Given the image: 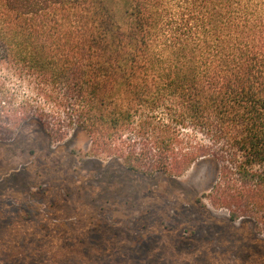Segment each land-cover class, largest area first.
Listing matches in <instances>:
<instances>
[{
	"label": "trees",
	"instance_id": "16d2710c",
	"mask_svg": "<svg viewBox=\"0 0 264 264\" xmlns=\"http://www.w3.org/2000/svg\"><path fill=\"white\" fill-rule=\"evenodd\" d=\"M31 124L143 175L212 163L211 205L264 226V0H0V141Z\"/></svg>",
	"mask_w": 264,
	"mask_h": 264
},
{
	"label": "rangeland",
	"instance_id": "374dc122",
	"mask_svg": "<svg viewBox=\"0 0 264 264\" xmlns=\"http://www.w3.org/2000/svg\"><path fill=\"white\" fill-rule=\"evenodd\" d=\"M107 2L121 22L128 0ZM2 134L0 264H264L262 220L211 205L212 163L148 176L90 156L85 135Z\"/></svg>",
	"mask_w": 264,
	"mask_h": 264
}]
</instances>
